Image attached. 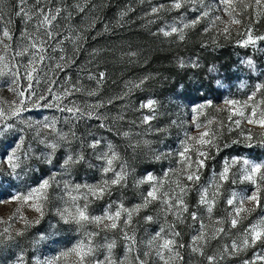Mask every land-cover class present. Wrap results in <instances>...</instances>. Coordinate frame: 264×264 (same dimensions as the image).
Wrapping results in <instances>:
<instances>
[{
	"label": "rangeland",
	"instance_id": "374dc122",
	"mask_svg": "<svg viewBox=\"0 0 264 264\" xmlns=\"http://www.w3.org/2000/svg\"><path fill=\"white\" fill-rule=\"evenodd\" d=\"M170 4L171 0H41L40 4L27 0L29 8L61 9L53 30L61 34L58 39H62V43L55 52L49 50L51 59H46L33 73L31 89L25 78L30 55L16 56L15 59L8 57V67L18 66V77L6 69L0 74V107L7 110L23 99L22 107L28 109L8 120L14 127L0 136V264H18L17 257L21 255L25 264H44L57 257L60 259L56 264H73V255L64 257L61 254L71 253L82 241L87 242L89 233L97 231V228L94 224L64 223L57 216L58 210L69 206L64 185H93L110 179L112 173L105 176L101 171L102 162L96 159L101 150L107 151L109 145L119 154L120 162L125 164L128 182L124 187L114 186L111 195L103 199L90 198L88 212L92 216L102 215L106 206L113 202H122L127 208L140 204L149 184H137V181L148 172L162 179L166 170H178L180 165L176 153L186 136H198L208 130L217 133L220 145L232 144L233 140L243 141V136L249 132L255 141L264 138V128L259 125H249L242 120L236 127L232 121L239 117L233 115L230 121L232 106L225 104L226 100H237L242 105L256 92L250 106L258 105V113L264 111V88L256 91L257 86L264 85V41L247 47L239 43L246 38L249 28L253 37L264 36V7L257 8L254 0H235L234 7L239 13L235 18L241 23L233 24L232 17L222 11L224 5L219 0H195V4H185L179 10L172 9ZM244 4H252L253 7L245 9ZM160 5L164 7L153 13L152 9ZM79 7H83V11H79ZM193 7L197 10L192 11ZM16 8L17 0H0V13L3 14L0 27L7 26L12 32L13 40L8 43L13 51H18L26 42L21 37L22 31L26 28L31 32L35 23V19L25 23L22 16H16ZM202 11H207L208 16L201 18L194 27L184 28L183 40L176 33L165 36L161 31L190 24ZM217 16L221 20H216ZM225 26L228 27L227 34L223 31ZM78 36L81 39L76 40ZM248 59L253 60L254 69L245 63ZM57 63L63 65V70L56 67ZM193 64L198 66L193 67ZM100 72L105 76L103 82L98 83ZM141 80L144 83L139 88L133 87ZM72 86L78 90L62 97L61 106L70 107V102L82 108L102 104L93 118L74 121L72 114L47 106L56 105V95ZM21 91H24L22 98L19 96ZM89 92L96 94L89 95ZM149 99L156 101V118L144 124L142 117L151 112L140 105ZM249 111L250 108L245 109L246 114ZM98 114L102 117L100 121L95 119ZM53 120L55 132L44 127ZM101 122L105 128L99 126ZM73 132L80 137L79 140L72 139ZM59 133L67 134L71 144L64 145L61 141L62 147L56 152L53 164H44L43 154L48 149L40 141L56 142ZM21 137L23 143L14 148ZM93 137L101 139L96 150L87 147ZM12 151L20 157V167L15 174L9 175L5 157ZM69 151H83L89 163L71 166L67 170L60 168L59 162ZM160 153L165 155L157 160L155 157ZM211 155L213 158L202 170L200 185L206 184L214 173H219L226 159L239 156L264 163V147L259 145L251 149L241 145L222 147L218 154L212 152ZM120 162H117V168ZM239 168V165L232 166L230 179L223 185V195L218 198L211 218L199 209L198 214L204 219L210 234L215 227L225 229L217 239L208 242L203 256L189 248L191 237L199 226L193 224L188 214L184 215L183 223L176 222L172 215L165 217L158 202L133 216L136 251H146L147 241L159 228L167 229L171 223L176 224V230L181 233L180 241L185 245L180 250L183 260L176 264H207L208 255L219 256L225 245L233 240L239 241L247 225L264 216L262 184L261 206L250 214L242 213L237 227H230L233 209L225 203L229 193L249 194L254 188L251 183L239 182ZM176 178L169 173L168 181ZM43 179H49L51 185L46 190L45 201L35 196L27 202L22 198L15 199L37 188ZM233 179L237 183L233 184ZM168 181L165 182V190L169 187ZM197 200L198 193L193 188L187 196L189 212L197 206ZM78 203L82 205L84 201ZM40 204L43 205L42 217L34 208ZM245 207L252 208L253 205L246 203ZM145 215H152L153 222H145ZM217 218L223 220L221 225L215 223ZM41 236L45 239H40ZM105 237L116 239L112 255L117 261L127 256L126 264H134V255L126 251L128 245L120 237L119 230L101 232L92 238L98 255L105 254ZM254 253H264V247L258 243L255 248L225 256L218 264H243L244 260L252 261ZM151 264L163 262L153 253ZM256 264H264V261L257 260Z\"/></svg>",
	"mask_w": 264,
	"mask_h": 264
},
{
	"label": "snow or ice",
	"instance_id": "6c2138e0",
	"mask_svg": "<svg viewBox=\"0 0 264 264\" xmlns=\"http://www.w3.org/2000/svg\"><path fill=\"white\" fill-rule=\"evenodd\" d=\"M50 2V0H49ZM36 4H40L41 0H35ZM219 3L224 5L222 11L228 16L232 17L231 23L240 24L241 21L236 19L239 13L236 12L234 7L235 0H219ZM185 4H195V0H171L170 7L175 10H179L185 6ZM254 4L257 8L264 7V0H254ZM164 6L160 5L152 9L153 13L159 12ZM252 4H244V8H251ZM192 11L197 9L193 7ZM79 11H83V7H79ZM60 8H45V7H33L29 8L27 5V0H17V8L15 15L22 16L24 22L28 23L35 19L33 24V30L29 32L26 28L22 31L21 37L26 41L22 46H20L18 51L11 50V44L8 43L13 40V34L7 26L0 27V74L4 73L6 69L8 72L13 73L15 76H19L18 66L13 65L8 67V57L15 59L16 56L30 55L31 59L28 65L25 67V78L29 81L28 88L31 89V81L33 80V73H36L38 66L44 64L46 59H51L48 55L49 50L55 52L59 45L62 43L60 33L53 30V23L56 21L57 17L60 15ZM235 13V15H234ZM207 11H202L200 14L191 21L190 24L185 23L182 27L177 28L172 26L170 30L164 31L165 36H170L174 33L179 35V39H184L183 29L188 27H194L199 23L200 19L208 16ZM0 20H3V14L0 13ZM216 20H221V17L217 16ZM8 23H11L9 19ZM207 30V29H206ZM224 33H228V27L225 26ZM251 28L245 33L246 38L240 41L242 47H247L249 45L255 46L257 41H264V36L253 37L251 34ZM67 38V37H64ZM76 40L81 39V37H76ZM7 41V42H6ZM75 42V41H74ZM63 51V49H60ZM60 59L63 61L64 57L61 56ZM245 63L252 69L255 68V64L252 59H248ZM47 67V65H45ZM183 66V65H182ZM193 67L198 66L193 64ZM56 67L63 70V65L60 63L56 64ZM214 70V69H213ZM104 72L99 73L98 83L103 82ZM94 78V77H93ZM39 77L37 76V81ZM54 83V81H52ZM144 83V80L139 81V83L134 84L133 87L139 88ZM219 83V81H218ZM264 88V85L257 86L256 91H260ZM78 89L75 86L66 88L61 95H56L55 99L58 101L56 105L49 104L48 107H57L60 111H66L72 114L74 121H78L82 118L91 119L93 114L102 107V104L90 105L87 108H82L76 105L74 102H70L71 106H61L62 97H67L71 95L74 91ZM51 91V89H49ZM89 95H95L94 92H89ZM19 96L24 97V91L19 92ZM256 92H253L248 100L242 105L237 100H226L225 104L232 106L230 109L229 120L232 121V116L235 115L239 117L232 121L236 127H239L241 121L243 120L249 125H259L264 128V111L257 112L258 105H251L250 102L254 100ZM44 99V97H40ZM24 104L23 99L20 100L19 104L13 103L7 110L0 107V136L4 135L7 131L14 127V124L8 123V120L13 117L20 116L22 111H27L26 107H22ZM141 108H147L151 112L150 115H144L142 117V123L148 124L150 121L156 118V101L149 99L146 102H142ZM250 108V111L246 114L245 109ZM101 115H96L95 119L101 120ZM211 123V122H209ZM101 128H105L104 123H100ZM45 128H50L53 132L56 131L55 120L51 123H46ZM199 128L200 126L197 125ZM159 131V129H158ZM125 136L128 133H124ZM72 139L79 140L76 133L71 134ZM61 141L64 145H70L71 140L69 136L65 133H59L56 142H46L41 140L40 143H44L48 151L43 154V163L47 165H52L56 152L62 147ZM23 143V138H18V143L14 145V148H18L20 144ZM101 145V139L93 137L88 143L87 147L92 150H96ZM232 145H241L244 148H254L257 145L264 147V138L259 141H255L251 133L243 136V141L233 140L232 144L220 145L217 143V133L210 132L208 130L202 131L198 136H186V138L181 142V148L176 153L178 160L177 163L180 168L176 171L172 169L166 170L164 172V177L158 179L151 172L146 173L137 184H149V188L146 192L142 194L141 203L137 204L131 208L124 206L122 202H113L106 206V210L102 215L92 216L88 212L90 198L91 200L103 199L106 195H111V190L114 186L124 187L128 182V171L123 162H120L119 154L111 147L108 146L107 151L101 150L96 156L98 161L102 162V173L107 176L108 173H112L110 179H103L99 183L93 185H80L76 184L70 186L68 184L64 185L65 195L68 198L69 206L64 207L62 210L57 211V216L64 223H75L77 225L83 226L84 224H94L97 231L89 233V238L87 242H81L79 245L71 250V253H62L61 255L67 257L69 254L74 256L73 264H126L127 256L124 259L117 261L113 255V249L116 247V239L112 238L108 240L105 237V243L103 247L105 249V254L98 255L97 247L93 244V237L100 235L101 232H116L119 230L120 237L127 242L128 253L134 255V264H151V257L153 253L155 257L162 261L163 264H176L177 261H182L183 256L180 254V250L185 247V245L180 241L181 233L176 230V224H168L167 229L165 227L159 228V230L147 241V250L139 253L136 251L137 241L135 236V231L132 229L133 216L138 215L142 209H147L152 203L158 202L161 205V212L165 217L172 215L176 222L183 223L184 215L188 214V218L193 222L194 225H198V230L191 237V242L189 245L190 251L196 253L200 256L204 255V249L208 242L212 239H217L221 233L225 232L223 227H215L212 229L211 234L206 230V225L204 219L199 213V209L207 214L208 218H211V214L218 198L223 195L222 188L225 183L230 179V171L232 166L239 165V182L240 183H251L254 188L249 194H241L235 191L229 193L225 203L227 206L233 209L231 219L229 224L231 228H236L241 222L242 213L250 214L255 208L261 206V185L264 184V163H256L249 160L246 157H232L231 160H225L224 166L219 173H214L212 177L207 181L206 184L200 185L199 181L201 179L202 170L207 166V161L213 156L212 152L219 153L221 148H229ZM165 153H160L156 155V159H160ZM27 157L28 154L25 153ZM195 156V159H193ZM5 162L9 167V175L16 173V170L20 167V157L15 151L11 154L6 155ZM117 162L119 163V168L116 167ZM89 161L86 158L83 151L76 152H66L62 161L59 162V167L67 170L71 166L79 164H88ZM169 173H172L177 178L173 181H168ZM178 173V174H177ZM55 179L53 175L52 180ZM168 181L169 187L165 190V182ZM232 183H237L236 179L232 180ZM50 180L43 179L40 185L32 189L27 195L23 197H15V199H23L28 201L32 197H36L38 200L45 201L47 199V189L50 187ZM83 188V192L81 189ZM196 188L198 193L197 206L189 212V204L187 203V196ZM77 193L73 195V193ZM83 200L84 203L81 205L78 201ZM251 203L252 208H246L245 204ZM35 211L42 217L44 215L43 205H34ZM154 217L152 215H145L143 220L147 223L153 222ZM39 223V220L36 221ZM215 223L221 225L223 220L217 218ZM131 230V231H130ZM22 235L23 233H18ZM40 239H45L41 236ZM264 247V216H261L253 223L247 225L239 241L233 240L231 244L225 245L223 252L219 255H208L206 257L207 264H218L219 260H223L225 256L236 255L237 253L246 250L250 247L255 248L257 244ZM229 248L231 252H229ZM57 257L56 260H59ZM56 260L45 261L44 264H56ZM264 261V253H254V259L252 261L244 260L243 264H256V261ZM18 264H25L24 257L21 255L17 257Z\"/></svg>",
	"mask_w": 264,
	"mask_h": 264
}]
</instances>
